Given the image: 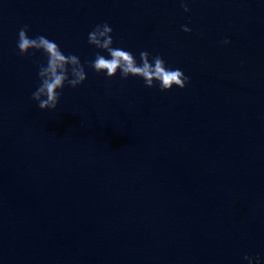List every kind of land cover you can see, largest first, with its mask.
I'll use <instances>...</instances> for the list:
<instances>
[{
	"label": "water",
	"instance_id": "1",
	"mask_svg": "<svg viewBox=\"0 0 264 264\" xmlns=\"http://www.w3.org/2000/svg\"><path fill=\"white\" fill-rule=\"evenodd\" d=\"M0 264H264V0H0Z\"/></svg>",
	"mask_w": 264,
	"mask_h": 264
}]
</instances>
